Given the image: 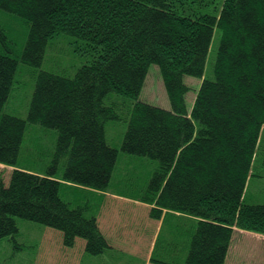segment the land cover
I'll use <instances>...</instances> for the list:
<instances>
[{
	"label": "trees",
	"instance_id": "16d2710c",
	"mask_svg": "<svg viewBox=\"0 0 264 264\" xmlns=\"http://www.w3.org/2000/svg\"><path fill=\"white\" fill-rule=\"evenodd\" d=\"M213 2L216 14L197 6ZM0 10L29 24L20 55L0 52V111L19 62L39 67L50 38L74 37L89 56L73 77L39 71L26 119L0 114V164L14 167L8 185L0 178V240L17 235L20 218L57 232L63 250L79 242L91 256L107 250L103 196L93 192L109 187L118 150L105 125L120 120L121 150L156 162L146 186L124 194L162 218L154 264H225L236 229L264 236V204L244 201L264 129V0H0ZM151 64L170 110L138 100ZM185 76L202 79L189 113ZM29 124L56 133L40 154L50 158L43 173L19 166Z\"/></svg>",
	"mask_w": 264,
	"mask_h": 264
},
{
	"label": "rangeland",
	"instance_id": "374dc122",
	"mask_svg": "<svg viewBox=\"0 0 264 264\" xmlns=\"http://www.w3.org/2000/svg\"><path fill=\"white\" fill-rule=\"evenodd\" d=\"M197 6L201 12L216 14L214 2L209 6ZM28 34L29 24L24 19L13 13L0 10V52H6L13 56L20 55L26 44ZM219 40L220 31L215 29L204 69V77L206 79H213L212 67L216 59ZM88 58L89 56L79 50L74 37L60 33L50 38L43 61L39 67L33 68L19 62L9 97L0 114H8L26 119L39 71L73 77L78 68L88 61ZM184 82L191 88L185 96L186 109L189 113L195 99L196 90L200 86L202 79L185 76ZM110 96L118 99L120 102H125V104L133 102V100L114 93H111ZM138 100L166 110L171 109L157 65L151 64L149 66ZM109 101L110 99L107 100V102ZM126 128L127 122L124 120L110 121L105 125L106 140L108 144L118 150V156L108 189L105 192L93 193L97 195L105 193L104 196L116 194L118 200L124 199L126 202H137V200L124 196V194L134 195L144 188L156 166V162L144 157L128 155L121 150ZM55 139L56 133L54 131L29 124L21 144L19 166L43 173L46 165L49 164L50 158L40 154L46 150L52 151ZM263 157L264 129L261 131L260 141L252 164V175L247 181L245 188V203L264 204ZM8 167L6 165L0 167V178L4 181L5 185H8L10 181L11 170ZM58 170L59 172L56 176L59 177L61 175V168ZM77 193L76 197L80 199L84 195L79 190H77ZM108 196L106 200L110 202L111 199ZM93 201L99 203L95 198H93ZM116 207L119 208L117 216L126 221V209L123 208L122 210L118 205ZM16 223L18 227L17 235L14 238L5 237L0 240V262L5 264L6 262L11 264H26V261L37 253L34 244L39 241L43 230L47 228L20 218H16ZM54 237L52 233L48 234L45 239L47 244L45 243L44 245H51ZM47 252L49 253L48 261L46 262L44 258L42 259L41 253L40 257H38V264H60L59 253L54 247L50 246ZM225 264H264V236L236 229Z\"/></svg>",
	"mask_w": 264,
	"mask_h": 264
},
{
	"label": "crops",
	"instance_id": "0c3cea01",
	"mask_svg": "<svg viewBox=\"0 0 264 264\" xmlns=\"http://www.w3.org/2000/svg\"><path fill=\"white\" fill-rule=\"evenodd\" d=\"M0 167H4V165L0 164ZM8 168L11 172L14 169L10 166ZM99 194L105 200L103 199L97 208V220L101 232L109 241L107 250L100 255L91 256L85 253L84 245L81 242L72 250H63L59 244L60 235L51 229L45 228L39 241L34 244L37 253L31 259H28L26 264H38V257L41 253L42 259L44 258L47 262L49 258L47 249L50 246L58 251L60 264H154L151 261V255L162 226V218L152 220L149 217L148 213L152 208L149 204L140 201L126 202L124 199L118 200L116 194L109 195L111 201L108 202L106 200L108 195L104 196L105 193ZM116 200L118 201L116 202ZM115 205L120 206L122 210L123 208L126 209V221L117 216L119 208ZM51 233L55 236L51 245H44L47 244V241H45L46 236ZM0 264L5 263L0 262ZM6 264L11 263L6 262Z\"/></svg>",
	"mask_w": 264,
	"mask_h": 264
}]
</instances>
